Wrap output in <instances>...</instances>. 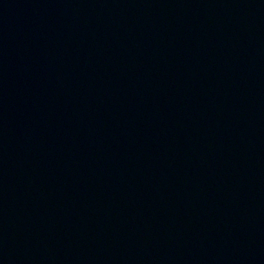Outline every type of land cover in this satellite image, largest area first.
Instances as JSON below:
<instances>
[{
    "label": "water",
    "instance_id": "water-1",
    "mask_svg": "<svg viewBox=\"0 0 264 264\" xmlns=\"http://www.w3.org/2000/svg\"><path fill=\"white\" fill-rule=\"evenodd\" d=\"M7 264H264V11L130 118Z\"/></svg>",
    "mask_w": 264,
    "mask_h": 264
}]
</instances>
